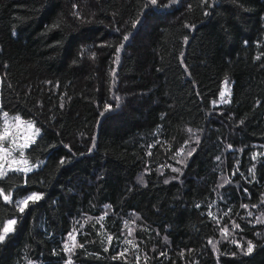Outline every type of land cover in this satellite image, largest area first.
I'll use <instances>...</instances> for the list:
<instances>
[{
    "label": "trees",
    "instance_id": "obj_1",
    "mask_svg": "<svg viewBox=\"0 0 264 264\" xmlns=\"http://www.w3.org/2000/svg\"><path fill=\"white\" fill-rule=\"evenodd\" d=\"M1 114L0 264H264V0H0Z\"/></svg>",
    "mask_w": 264,
    "mask_h": 264
},
{
    "label": "rangeland",
    "instance_id": "obj_2",
    "mask_svg": "<svg viewBox=\"0 0 264 264\" xmlns=\"http://www.w3.org/2000/svg\"><path fill=\"white\" fill-rule=\"evenodd\" d=\"M228 94L229 83L225 81L217 100L214 102V105L219 106L223 103H226L228 100ZM5 133H7L6 136ZM37 134L38 131L34 127L33 123L24 121L17 116L7 114L0 115V137H4L3 139H0V175L11 170H21L24 172L30 170L31 166L28 164L29 162L24 158L22 150L30 145ZM198 138L199 134L190 133L186 135L187 154H189L192 150L193 144L195 145L198 142ZM33 196L38 195L29 194L19 200L18 204L20 208H24L28 202L32 201L33 199H31V197ZM248 214L252 222H257L264 225V201L258 207L248 210ZM9 220L6 221L4 227L8 226ZM7 233H4V231L2 230L1 235L5 236ZM227 236L228 234H221L220 240L224 242L225 240H227L225 239L227 238ZM249 245L251 244L249 242H246L244 248L248 249ZM64 248L65 252L69 256L68 260L64 264H76L72 260V258H70L76 248L75 232H71L66 236Z\"/></svg>",
    "mask_w": 264,
    "mask_h": 264
},
{
    "label": "snow or ice",
    "instance_id": "obj_3",
    "mask_svg": "<svg viewBox=\"0 0 264 264\" xmlns=\"http://www.w3.org/2000/svg\"><path fill=\"white\" fill-rule=\"evenodd\" d=\"M153 3H156V0H152ZM223 95V94H222ZM7 135V133H5V136ZM4 137H0V139H3ZM31 199L35 200V199H39L38 196H33L31 197ZM26 203V202H25ZM21 211H23V208L20 209ZM15 224V220H9V224L7 227H4L3 231L4 233H7L11 230L12 225ZM5 237L3 235H0V240H3ZM251 249V245H249L248 251L250 252Z\"/></svg>",
    "mask_w": 264,
    "mask_h": 264
}]
</instances>
